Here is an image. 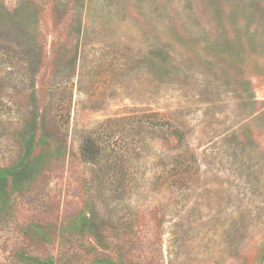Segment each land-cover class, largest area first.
Wrapping results in <instances>:
<instances>
[{
	"label": "rangeland",
	"instance_id": "rangeland-1",
	"mask_svg": "<svg viewBox=\"0 0 264 264\" xmlns=\"http://www.w3.org/2000/svg\"><path fill=\"white\" fill-rule=\"evenodd\" d=\"M0 264H264V0H0Z\"/></svg>",
	"mask_w": 264,
	"mask_h": 264
}]
</instances>
